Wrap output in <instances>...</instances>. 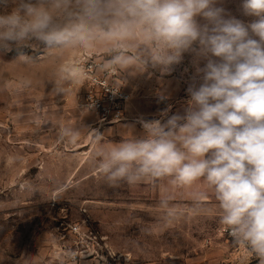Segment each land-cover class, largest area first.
I'll return each instance as SVG.
<instances>
[{"label": "clouds", "instance_id": "9594fccd", "mask_svg": "<svg viewBox=\"0 0 264 264\" xmlns=\"http://www.w3.org/2000/svg\"><path fill=\"white\" fill-rule=\"evenodd\" d=\"M98 44L110 54L102 70L136 64L170 74L187 55L194 71L182 111L140 116L128 125L132 138L108 145L93 129L96 171L113 186L202 181L234 242L264 264V0H238L235 13L227 0H0V55L15 51L29 64L24 49L33 45ZM58 71L65 82L84 75L73 61ZM198 199L207 203L209 192ZM160 204L173 214L167 198Z\"/></svg>", "mask_w": 264, "mask_h": 264}, {"label": "rangeland", "instance_id": "374dc122", "mask_svg": "<svg viewBox=\"0 0 264 264\" xmlns=\"http://www.w3.org/2000/svg\"><path fill=\"white\" fill-rule=\"evenodd\" d=\"M237 6L238 0H227L234 13ZM24 51L33 57L32 63L16 60L15 51L0 55V264H77L72 253L86 246L98 250V255L87 259L101 264L110 255L118 263L120 255L110 247L126 245L131 234L164 232L167 247L192 249L193 238L207 234L204 219L193 221L191 210L176 211L170 205L173 214L167 215L158 204L157 183L113 186L96 171L92 129L80 126L95 121L101 125L95 114L80 109L82 80L61 81L58 70L68 61L80 67L88 54L108 60L105 46L44 49L33 45ZM189 60L186 55L170 74L150 71L167 82L178 78L187 84L194 71ZM120 69L132 101L127 73ZM126 116L125 122L133 119L129 111ZM180 212L183 217L177 215ZM89 231L97 238L85 237ZM103 232L113 239H104ZM140 243L160 244L149 239ZM247 260V264L258 262L253 256Z\"/></svg>", "mask_w": 264, "mask_h": 264}, {"label": "crops", "instance_id": "0c3cea01", "mask_svg": "<svg viewBox=\"0 0 264 264\" xmlns=\"http://www.w3.org/2000/svg\"><path fill=\"white\" fill-rule=\"evenodd\" d=\"M124 69L132 92V101L128 111L129 116L133 119L110 127L98 126L96 121L90 126L86 124L80 126L81 129L88 130L90 128L92 131L96 129L101 132L102 142L106 145L132 138L134 129L128 125L134 124L138 117L143 116L145 119L160 118L159 114L169 105H171L170 114L182 111L184 101L188 98L186 92L188 83H183L178 78L174 82H167L152 71L141 69L136 64ZM161 93L166 96V99L163 100L165 104L158 106L157 103L161 102L159 98ZM140 131H142L141 126L135 124L136 134ZM202 191L209 192L207 203H201L198 199V193ZM155 192L160 201L167 198L169 205L176 211H182L184 208L191 210L193 221L204 219L205 223L209 225L207 234L205 237L193 238L192 249L186 250L184 247L169 248L163 244V241L168 240L164 232L149 234V236L143 234V237L131 234L126 236V245H112L110 247L113 252L120 255L119 264H247V259L252 254L243 245L236 244L232 236L225 232L227 228L220 222L221 213L218 203L202 181H197L187 187H177L165 179L157 182ZM160 201L158 202L159 207L162 206ZM177 215L183 217L182 212L177 213ZM103 238L111 241L112 236L103 232ZM148 239L151 241L159 240L160 244L152 246L148 243H140L141 240ZM77 264H99V262L84 259Z\"/></svg>", "mask_w": 264, "mask_h": 264}, {"label": "built area", "instance_id": "2783aa9c", "mask_svg": "<svg viewBox=\"0 0 264 264\" xmlns=\"http://www.w3.org/2000/svg\"><path fill=\"white\" fill-rule=\"evenodd\" d=\"M104 57L88 54L81 59L80 68L84 72L81 80L84 91L80 109L95 114L101 126H112L128 120L126 113L131 94L124 87V78L119 67L115 70H102L101 65L107 61ZM89 105H93L90 110ZM225 232L230 235L228 229ZM84 236L97 238L94 231H89V234L84 233ZM96 255L98 250L94 246H86L72 253V261L76 262ZM101 264H119V262L117 263L114 256L109 255Z\"/></svg>", "mask_w": 264, "mask_h": 264}]
</instances>
